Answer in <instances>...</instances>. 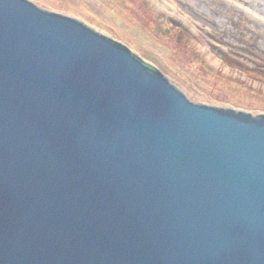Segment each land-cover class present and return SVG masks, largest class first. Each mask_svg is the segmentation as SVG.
I'll return each mask as SVG.
<instances>
[{"label":"water","instance_id":"water-1","mask_svg":"<svg viewBox=\"0 0 264 264\" xmlns=\"http://www.w3.org/2000/svg\"><path fill=\"white\" fill-rule=\"evenodd\" d=\"M0 264H264V116L0 0Z\"/></svg>","mask_w":264,"mask_h":264},{"label":"rangeland","instance_id":"rangeland-1","mask_svg":"<svg viewBox=\"0 0 264 264\" xmlns=\"http://www.w3.org/2000/svg\"><path fill=\"white\" fill-rule=\"evenodd\" d=\"M155 67L194 105L264 116V0H27Z\"/></svg>","mask_w":264,"mask_h":264},{"label":"trees","instance_id":"trees-1","mask_svg":"<svg viewBox=\"0 0 264 264\" xmlns=\"http://www.w3.org/2000/svg\"><path fill=\"white\" fill-rule=\"evenodd\" d=\"M133 54V53H132ZM135 57H137L135 54H133ZM138 58V57H137ZM139 59V58H138ZM142 61V60H141ZM143 63H144V65H146V66H148V67H150V68H152V69H155V67L154 66H152L150 63H147V62H144V61H142Z\"/></svg>","mask_w":264,"mask_h":264},{"label":"bare ground","instance_id":"bare-ground-1","mask_svg":"<svg viewBox=\"0 0 264 264\" xmlns=\"http://www.w3.org/2000/svg\"><path fill=\"white\" fill-rule=\"evenodd\" d=\"M264 27V26H263Z\"/></svg>","mask_w":264,"mask_h":264}]
</instances>
